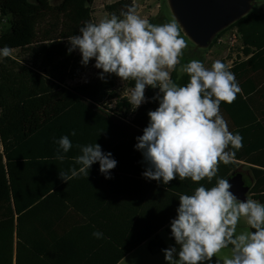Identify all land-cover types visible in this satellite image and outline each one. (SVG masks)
<instances>
[{
    "label": "trees",
    "instance_id": "trees-1",
    "mask_svg": "<svg viewBox=\"0 0 264 264\" xmlns=\"http://www.w3.org/2000/svg\"><path fill=\"white\" fill-rule=\"evenodd\" d=\"M94 2L60 0L53 5L51 0H0V15L6 22L0 48L7 46L12 54L20 51L28 57L21 60L12 55L0 62V264H51L46 252L34 247L32 241L37 226L34 216L45 202L33 205L58 185L59 176H46L47 171L71 167L73 160L69 159L80 154L78 145L96 142L105 153H112L117 161L114 170L128 174V184L121 193L135 194L134 202L138 204L144 198L151 202L150 235L130 245L112 264L150 238L148 249L152 255L163 254V250L174 246V239L170 238L172 244L168 246L158 233L166 228L171 237L170 222L176 218L179 195L190 194L198 186L178 179L165 186L143 178L145 165L135 150L136 138L148 125V112L158 107V102L152 100L158 89L147 88L149 102L132 112L124 97V89L133 87L132 82H122L124 89L114 75L106 76L107 82H103L98 79L99 70L91 82L68 85L81 77L83 66L76 52L68 54L67 38L79 35L85 21L94 22ZM130 5L131 1L120 0L106 6V10L110 16L119 15ZM169 20L166 18V22ZM234 28L239 33L237 57L229 55L222 62L232 63L229 69L241 91L231 104L222 102L220 112L229 130L242 136L243 147L234 150L235 159L230 164H219L218 176L228 180L239 167L247 165L251 198L264 203V6L218 34L208 48ZM180 35L186 42L181 30ZM171 78L181 86L189 80L178 71ZM72 131L76 136L70 135ZM64 135L69 136L73 148L61 163L55 159L53 140ZM133 178L137 180L134 185ZM201 183L214 186L215 178L211 184ZM138 220L143 221V216ZM39 224L47 228L46 223ZM42 254L45 257L40 259Z\"/></svg>",
    "mask_w": 264,
    "mask_h": 264
},
{
    "label": "clouds",
    "instance_id": "clouds-1",
    "mask_svg": "<svg viewBox=\"0 0 264 264\" xmlns=\"http://www.w3.org/2000/svg\"><path fill=\"white\" fill-rule=\"evenodd\" d=\"M67 41L68 54L78 51L82 66L95 61L101 81L114 75L133 83L127 100L132 112L149 102L147 88L159 90L152 98L158 107L148 112V125L136 138L135 150L145 165L143 178L165 186L176 179L198 185L178 197L177 215L170 222V238L176 246L163 250L166 264H210L223 249L229 255L222 264H264V203L238 200L229 180L218 176L219 164H230L234 150L243 147L242 136L229 130L220 112L221 103L231 104L241 91L229 66L220 60L210 68L196 59L181 64L187 45L177 23L152 24L137 14L134 4L119 15L85 21L79 35ZM12 52L7 46L0 48V62ZM174 71L189 77L186 85L173 81ZM53 143L55 159L63 163L73 144L68 135ZM77 147L80 154L73 165L59 172L62 182L88 177L96 164L105 179L112 178L110 173L117 167L112 153H105L96 142ZM214 178V186L201 183L211 184ZM241 223L244 227L238 232ZM92 236L104 238L100 231Z\"/></svg>",
    "mask_w": 264,
    "mask_h": 264
},
{
    "label": "crops",
    "instance_id": "crops-1",
    "mask_svg": "<svg viewBox=\"0 0 264 264\" xmlns=\"http://www.w3.org/2000/svg\"><path fill=\"white\" fill-rule=\"evenodd\" d=\"M59 172L47 171L46 176L56 177ZM110 175L111 179H105L99 164L93 165L88 177L75 178L68 184L58 180V185L50 188L47 196L33 205L36 207L45 202L34 216L37 226L33 228L32 241L34 247L46 252L51 264H112L130 245L142 241L147 233L150 235L151 202L144 198L138 204L134 202L135 194L121 193L128 184V174L112 170ZM131 181L134 185L137 180ZM136 209L138 211L134 213ZM140 216L143 221L138 220ZM39 223H46L47 228H40ZM162 230L166 228L161 229L159 235ZM94 231L102 232L104 238L95 239ZM150 239L117 264L148 244ZM44 257L42 254L39 258Z\"/></svg>",
    "mask_w": 264,
    "mask_h": 264
},
{
    "label": "rangeland",
    "instance_id": "rangeland-1",
    "mask_svg": "<svg viewBox=\"0 0 264 264\" xmlns=\"http://www.w3.org/2000/svg\"><path fill=\"white\" fill-rule=\"evenodd\" d=\"M59 1L60 0H51V3L53 2V5H56L59 3ZM118 1L120 0H95L94 5L92 6L93 9L92 17L94 22H98L101 19L110 17V14L106 10V6L114 4ZM129 1L132 2V5L133 4L135 5L137 9V14L140 15L141 18L147 19L151 23L158 22L163 24L166 22V18L170 19L169 22L175 21L171 14L167 0H129ZM263 6H264V0H256V2L253 4L251 13L260 12ZM5 25L6 22L2 19V16L0 15V35L3 29L5 28ZM229 34H230L229 31L226 32L221 37L223 38V41L221 43L217 42L213 44L211 48H207V49H201L195 46L186 37L187 47L183 51L184 64L188 63L193 59H196L203 62L206 68H210L212 63L216 60H220V61L224 59L227 60L229 55H231L230 57L232 58L237 57L238 45L232 46L229 43L227 38L229 37ZM12 55H14L15 57L21 60L28 59L27 54L20 51H15ZM76 55L81 60V56L78 51L76 52ZM94 63L95 61H92L88 66L86 67L83 66L81 77L76 81L69 82L68 85L75 86L77 84H85L93 81L97 77L99 72V70L95 69ZM231 64L232 63L229 62L228 66H232ZM118 83L119 86L124 89L125 85L120 81ZM128 91L129 90L124 89V97L128 98ZM238 169H241L242 172L245 173L246 171H248V166L243 164V166L239 167ZM248 196L249 198L252 197L250 194ZM243 227L244 225L241 223L240 225H238L237 231L239 232ZM160 236L168 246L172 244L170 240V236L166 230H162ZM174 246L176 245L174 244ZM228 255H229L228 249H223L215 257H213L210 264H217V262H219V264H222L223 259ZM121 264H166V261L164 254L152 255L148 249V244H146L143 247H141L138 251L130 255Z\"/></svg>",
    "mask_w": 264,
    "mask_h": 264
},
{
    "label": "water",
    "instance_id": "water-1",
    "mask_svg": "<svg viewBox=\"0 0 264 264\" xmlns=\"http://www.w3.org/2000/svg\"><path fill=\"white\" fill-rule=\"evenodd\" d=\"M171 14L185 37L195 46L207 49L214 39L251 13L256 0H167ZM232 193L240 201L249 198L251 187L246 185L241 169L231 177Z\"/></svg>",
    "mask_w": 264,
    "mask_h": 264
},
{
    "label": "built area",
    "instance_id": "built-area-1",
    "mask_svg": "<svg viewBox=\"0 0 264 264\" xmlns=\"http://www.w3.org/2000/svg\"><path fill=\"white\" fill-rule=\"evenodd\" d=\"M229 37L228 41L232 46H236L239 45V33L237 31V29H231L229 30ZM223 41V38L218 39V42L221 43Z\"/></svg>",
    "mask_w": 264,
    "mask_h": 264
},
{
    "label": "flooded vegetation",
    "instance_id": "flooded-vegetation-1",
    "mask_svg": "<svg viewBox=\"0 0 264 264\" xmlns=\"http://www.w3.org/2000/svg\"><path fill=\"white\" fill-rule=\"evenodd\" d=\"M243 175H244V180H245V183H246V185H247L248 177L246 176V172H245V173H243ZM248 186H249V185H248Z\"/></svg>",
    "mask_w": 264,
    "mask_h": 264
}]
</instances>
